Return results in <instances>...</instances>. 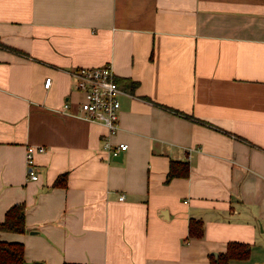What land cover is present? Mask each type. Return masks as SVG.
Here are the masks:
<instances>
[{
    "label": "crops",
    "instance_id": "1",
    "mask_svg": "<svg viewBox=\"0 0 264 264\" xmlns=\"http://www.w3.org/2000/svg\"><path fill=\"white\" fill-rule=\"evenodd\" d=\"M0 45V223L21 205L26 226L0 240L26 263L211 264L234 243L227 264H264V0H0ZM106 64L111 136L70 115L71 72Z\"/></svg>",
    "mask_w": 264,
    "mask_h": 264
},
{
    "label": "built area",
    "instance_id": "2",
    "mask_svg": "<svg viewBox=\"0 0 264 264\" xmlns=\"http://www.w3.org/2000/svg\"><path fill=\"white\" fill-rule=\"evenodd\" d=\"M74 81V89L81 96L77 104L76 113L70 114L75 118L93 124L103 126L108 134L114 135L119 128L120 120V98L126 95L115 81V74L109 64L96 68H80L71 72ZM51 80L44 82V88L48 89ZM68 105H65L61 113L68 114ZM104 150L110 155L116 156L119 152L127 149L125 144L119 145L114 150L107 141H104ZM45 152L44 147L26 148L27 175L30 181H37L36 164L34 156ZM124 200V196L119 198Z\"/></svg>",
    "mask_w": 264,
    "mask_h": 264
},
{
    "label": "trees",
    "instance_id": "3",
    "mask_svg": "<svg viewBox=\"0 0 264 264\" xmlns=\"http://www.w3.org/2000/svg\"><path fill=\"white\" fill-rule=\"evenodd\" d=\"M177 166H182V169L177 170ZM188 174L189 167L187 164L171 163L167 180L175 177H187ZM64 178L65 176L61 180H64ZM59 179L55 181L54 186L64 185ZM194 226L195 222H190L189 228L191 233H193ZM1 232L17 234L26 232L25 212L21 205H14L7 210L4 221L0 223ZM249 254L250 247L248 245L232 243L227 246L226 253L221 255L218 261H212L211 264H227L230 260H244ZM0 264H28L24 258L23 245L19 243H7L0 240Z\"/></svg>",
    "mask_w": 264,
    "mask_h": 264
},
{
    "label": "water",
    "instance_id": "4",
    "mask_svg": "<svg viewBox=\"0 0 264 264\" xmlns=\"http://www.w3.org/2000/svg\"><path fill=\"white\" fill-rule=\"evenodd\" d=\"M121 157V154L118 156V158H120Z\"/></svg>",
    "mask_w": 264,
    "mask_h": 264
}]
</instances>
